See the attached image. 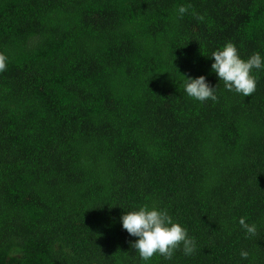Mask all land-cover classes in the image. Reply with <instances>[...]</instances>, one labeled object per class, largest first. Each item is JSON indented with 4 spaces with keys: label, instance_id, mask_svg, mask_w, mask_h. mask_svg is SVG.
<instances>
[{
    "label": "trees",
    "instance_id": "obj_1",
    "mask_svg": "<svg viewBox=\"0 0 264 264\" xmlns=\"http://www.w3.org/2000/svg\"><path fill=\"white\" fill-rule=\"evenodd\" d=\"M227 42L264 59V0H0V264H264V68L227 90ZM144 205L194 253L142 260Z\"/></svg>",
    "mask_w": 264,
    "mask_h": 264
},
{
    "label": "clouds",
    "instance_id": "obj_2",
    "mask_svg": "<svg viewBox=\"0 0 264 264\" xmlns=\"http://www.w3.org/2000/svg\"><path fill=\"white\" fill-rule=\"evenodd\" d=\"M187 10L185 6H180L179 13L182 16ZM211 57H214L211 68L227 90L243 96H251L256 91L257 80L253 70L264 68V59L259 53H254L247 60L242 59L235 44L227 42L222 49L214 51ZM7 60V56L0 53V73L7 70ZM184 89L189 97L200 102L218 100L215 88L208 84L203 75L194 79L187 78ZM239 224L247 234H257L256 225L246 223L243 217ZM122 226L131 236L138 237L132 246L144 261H149L156 255L170 260L181 246L184 254L190 256L196 248L195 239L189 237L185 227L173 221L167 210L141 206L138 210L127 211L122 216ZM240 255L247 259L249 253L242 250Z\"/></svg>",
    "mask_w": 264,
    "mask_h": 264
}]
</instances>
